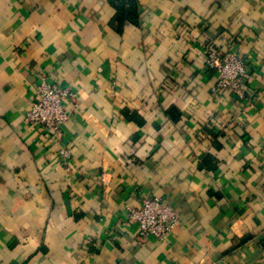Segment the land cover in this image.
Segmentation results:
<instances>
[{"label":"crops","instance_id":"0c3cea01","mask_svg":"<svg viewBox=\"0 0 264 264\" xmlns=\"http://www.w3.org/2000/svg\"><path fill=\"white\" fill-rule=\"evenodd\" d=\"M135 2L119 27L111 0H0V264H264V0ZM42 78L60 138L24 122ZM144 196L179 215L162 241L128 222Z\"/></svg>","mask_w":264,"mask_h":264},{"label":"built area","instance_id":"2783aa9c","mask_svg":"<svg viewBox=\"0 0 264 264\" xmlns=\"http://www.w3.org/2000/svg\"><path fill=\"white\" fill-rule=\"evenodd\" d=\"M204 62L209 70L217 73L213 92L227 90L239 102L249 98L246 90L247 65L233 53L219 54L213 48H206ZM71 94L67 89L47 82L44 78L35 86L34 101L24 115V122L30 126L51 132L61 137L60 127L70 118L68 101ZM264 148V144H263ZM62 158L69 157V151L61 150ZM128 222L138 226V237L162 241L179 225V215L164 200L144 196L138 207L126 208Z\"/></svg>","mask_w":264,"mask_h":264},{"label":"trees","instance_id":"16d2710c","mask_svg":"<svg viewBox=\"0 0 264 264\" xmlns=\"http://www.w3.org/2000/svg\"><path fill=\"white\" fill-rule=\"evenodd\" d=\"M111 4L117 10L112 23L117 22L119 24V27H121L123 21L126 20V16L128 15L127 12H123V6L128 5L129 7L136 8L135 0H111Z\"/></svg>","mask_w":264,"mask_h":264}]
</instances>
